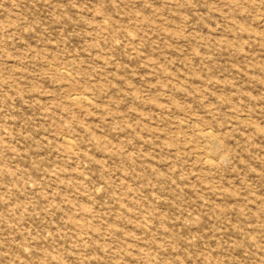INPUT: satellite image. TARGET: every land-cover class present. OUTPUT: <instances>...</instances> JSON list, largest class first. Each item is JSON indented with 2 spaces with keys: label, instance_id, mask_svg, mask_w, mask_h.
<instances>
[{
  "label": "rangeland",
  "instance_id": "1",
  "mask_svg": "<svg viewBox=\"0 0 264 264\" xmlns=\"http://www.w3.org/2000/svg\"><path fill=\"white\" fill-rule=\"evenodd\" d=\"M0 264H264V0H0Z\"/></svg>",
  "mask_w": 264,
  "mask_h": 264
},
{
  "label": "bare ground",
  "instance_id": "2",
  "mask_svg": "<svg viewBox=\"0 0 264 264\" xmlns=\"http://www.w3.org/2000/svg\"><path fill=\"white\" fill-rule=\"evenodd\" d=\"M208 136V135H207Z\"/></svg>",
  "mask_w": 264,
  "mask_h": 264
}]
</instances>
